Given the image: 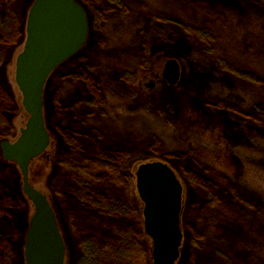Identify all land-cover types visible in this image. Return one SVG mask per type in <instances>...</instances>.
I'll return each instance as SVG.
<instances>
[{"label":"trees","instance_id":"obj_1","mask_svg":"<svg viewBox=\"0 0 264 264\" xmlns=\"http://www.w3.org/2000/svg\"><path fill=\"white\" fill-rule=\"evenodd\" d=\"M25 1L0 0V60L16 37ZM80 1L89 10L101 13L118 8L116 6L122 2ZM229 1L259 16V23L246 22L242 44L241 40L237 45L231 41V32H235L230 24L223 22L225 18L221 15L222 11L216 10L221 5H228ZM197 2L202 3L206 11L214 9L216 12L213 11L211 18L202 15L196 23L187 22L181 16H173L175 22H172V26L161 29L163 37L155 35L149 41L145 39L148 26L141 22L136 26V33L141 39L121 48L106 44L104 35L92 30L89 45L81 50L79 58L71 60L74 63L71 71L75 76L70 81L77 84L86 78L91 79L89 94L92 97L88 99L79 91L77 93L69 89V99L65 103H54L50 127L72 151L59 163L54 192L59 200L61 217L68 225L69 237L76 239L78 258L73 264H149V254L140 242L141 217L130 202V184L122 168L138 155L139 150L150 147L151 138L135 143L138 145L127 153L114 148L105 149L102 145L107 141L105 132L114 134L119 129L116 113L113 110V113L109 112L105 107L109 103L108 99L126 101L129 105L133 96L129 87L133 75V69L130 68L146 60L147 53L142 48L148 49L157 43L173 52L178 51L182 44L192 48L193 59L200 63V74L207 76L208 81L213 80L211 84L208 82V86L211 91L215 88L218 95L208 98L202 107L198 105L200 99L196 96L187 98L181 91L175 94L176 106L172 115L175 127L179 132L178 119L187 123L190 139L179 140L176 145L186 148L189 143L193 150V153L182 154L176 162L194 193L185 207L183 223L190 245V264L221 261L254 264L252 250H245V258H242V252L239 254V250H234V246L235 252L232 255L228 253L231 244L225 242L226 226H222V222L229 221L230 217L232 224L241 225L236 213L245 209L247 214L254 216L257 208L264 205V193L249 179L248 168L264 171V137L260 140L261 145L255 140L252 152L249 150L251 143H245L241 134L238 135L237 130L232 128L227 136L224 132V139L220 141L225 149H214L206 146L205 142L216 138L215 130L225 123V118L238 123L255 122L264 130V56L253 51L257 40L261 41L264 37V0H183L182 3L186 6L191 3L197 5ZM122 13L120 11L116 16L120 17ZM142 15L144 20L147 19L145 13ZM213 30L218 33L217 37ZM181 34L184 36L180 37ZM191 36L197 37V41L192 43ZM252 36L255 43L249 40ZM101 59H106L114 69L106 72L105 77L98 69ZM56 79L60 83L63 81L62 76ZM229 79L241 84L232 83ZM60 83H52L51 89L55 95L61 91ZM2 89L0 84V128L7 126V114L14 109ZM185 110H190L191 114L187 115ZM140 112L132 113L129 117L133 137L137 135L134 134L138 118L145 117V113ZM195 125L201 127L200 133L207 135L191 140L190 127ZM195 142L200 144L195 145ZM199 145L205 146V153H198ZM174 155L177 157L178 154ZM160 158L165 159L166 156L161 155ZM4 172L5 168L0 167V264H12V244L16 242L18 230L13 216L22 201L11 194L9 185L2 177ZM197 211L206 215L202 221H196L195 217H199ZM192 215L194 219L191 223L189 216L192 218ZM212 226L215 227L213 232H217V238L212 234ZM220 226L223 231L218 229ZM221 238H225L224 241H220Z\"/></svg>","mask_w":264,"mask_h":264},{"label":"rangeland","instance_id":"obj_2","mask_svg":"<svg viewBox=\"0 0 264 264\" xmlns=\"http://www.w3.org/2000/svg\"><path fill=\"white\" fill-rule=\"evenodd\" d=\"M76 1H78V3L84 8L87 15V39L81 49L72 57L57 66L45 82L43 90V112L45 126L50 135V141L44 153L30 161L28 170L29 183L47 196L48 201L55 212L57 224L66 246L64 264H73L78 258L76 253L77 246L75 237L70 239V235L68 234V225L61 217L59 200L55 196L54 186L57 179L56 175L59 171L60 161L66 156L72 154V151L63 143L60 135H58V133L50 127V115L55 102L59 101L65 103L69 99V89H74L77 93L79 91V93L83 94L84 97L88 99L92 97L91 94H89L91 93L89 88V83L92 81L91 79L86 78L84 82L80 81L77 84H72L70 81L73 79L71 77L75 76V73L71 71L74 67V63H72L71 60L79 58V56L82 55L81 50L87 47L90 43L92 30L102 33L105 37L106 44L111 45L112 47L121 48L125 45L130 46L131 43L138 38L141 39V37L136 33V26L141 24V22L148 26V33L145 35V39L149 41L155 35L163 37L161 29L163 30V28L172 26V22H175L174 18H172L173 16H181L185 20H188L187 22L196 23L202 15L206 17L208 15V18H211L214 15L213 13L216 12L214 9L206 11V9H203L206 7L199 2H197V5L191 3L185 6L182 3L183 0H138V2L135 0H122L121 4L116 6L119 9L114 8L111 11L101 13L98 10H89L80 0ZM32 2L33 0L25 1L24 11L18 25L16 37L11 41L8 49H5L6 51L3 58L0 60V84L3 88L2 92H4V95L8 98L9 103L14 108L7 114V126L0 128V142L3 140L11 142L15 141L19 136L20 128L24 127L29 117L21 105L22 97L15 83L14 75L15 59L17 54L23 48L26 17ZM209 5L212 6L213 4L210 3ZM216 10L222 11L221 15L225 16H223V18H225L223 22L227 25L230 24L233 32H235V34L231 32L232 35L230 39L236 45L240 40L241 44L243 42V38L245 37L244 31L246 22L253 24H256L257 22L259 23L258 15L256 17L254 12L244 10V8L236 2L229 1L228 5H221V7ZM120 11L123 12V15H120V17L116 16V14ZM144 13L147 15V19L145 20V17L142 15ZM214 33L217 37L218 33L216 31H214ZM182 36L184 35L181 34L180 37ZM190 39L192 43L193 41H197V37L194 36H191ZM250 39L253 43H255L253 36L249 38V40ZM262 39L263 40L261 41L257 40L256 45L253 47V51L258 55L263 54L264 56V37ZM244 45L245 43H243V46L240 45V47L242 46V49H244ZM164 47L165 46L160 45V43H157L151 45L148 49L142 48V51L147 53L146 60L130 68L133 69L131 71L133 75L129 82V87L133 92V96L129 105L126 101L119 102V100L115 98L113 100L111 99L112 101L108 99L109 103L106 104L105 107L109 112H112L113 110L116 113L119 129L115 131L114 134L105 132L107 143L104 142L102 147L110 150L114 148L127 153L129 151L131 152L133 148L138 145L135 143L142 142V140L146 138H151V141L149 142L150 147L139 150L138 155L134 156L132 160L126 162L122 168L123 175L128 179L130 184V202L141 217L142 235L140 242L142 246L146 248L149 254V264H151V240L144 234L143 231L141 215L143 204L140 201L135 189L134 172L137 165L142 162L160 160L167 163L175 171L183 187L182 210L180 215L182 241L179 257L175 264H190V245L187 240L186 227H184L183 223L186 213L185 207L189 203V199L191 200V198L194 197V193L192 192L190 184L186 181V178L183 176V173L180 171V167L176 164V162L182 154L184 156L188 153H193V150H191L189 143L186 148L177 147L176 145L179 140L186 138V140L189 141L190 139L187 134L189 127L186 128L187 123L183 120L178 119L177 129H179V132L176 130V122L172 117L176 106L175 94L176 91H181L184 94V97L186 96L189 98L191 95L196 96L197 99H200L198 105L202 107H204V104L207 103L208 98H216L218 95L215 88L211 91L210 86H208V82L211 84L213 80L208 81L209 78H207V76L203 77L200 74V63L193 59L192 48L188 47L187 44H182L178 51L173 52ZM169 58L176 59L180 66V77L174 86L169 85L162 77L164 63ZM98 62L100 64L98 69H100L101 75L104 77L106 72L108 73L114 70L110 67V63L106 59H101ZM57 76H62L63 81H61V83L56 79ZM77 77L79 76L77 75ZM82 78L83 77H81V79ZM229 80L237 85L241 84L235 79ZM54 81L55 83H60L61 85V91H59L57 95H55L54 91L51 89ZM150 81L153 82V87L151 89L145 86V84ZM140 110L145 113V117L140 116L138 118V124L135 128L134 134L137 135L133 137L130 130V128L133 130V127L131 126L129 117L132 113H141ZM185 112L187 115L191 114L190 110H185ZM127 119L129 120L128 124ZM225 119V123H221L219 125V129L215 130L216 138L214 140L207 139L205 142L206 146H210L214 149H225L221 146L220 141L224 139V132H226L227 136V134L230 133L229 131L231 128L236 129V133L238 135L241 134V138L245 141V143L246 141L251 143V145H249L250 148L248 147L251 152L252 149L254 150L255 148V140L259 143V145H261L260 140L264 137V130L261 127H258L255 122L238 123L236 121H231V119ZM199 127V125L190 127L191 140H196L197 138L207 135L200 133L201 127ZM207 143H209V145H207ZM194 144L198 145L200 142H195ZM197 149L199 154L205 153V146L199 145ZM174 154H178L177 157ZM161 155H165L166 158H160ZM199 160L201 161L202 159ZM0 167H4L6 170V172L2 173V177L4 178V181H6V185H9L8 188H10L9 190L11 194L16 195L22 201L20 208L13 216L16 220L18 230L16 232V242L12 244L13 252H11V263L26 264L23 256V247L26 231L29 226V219L34 213V207L22 191V179L18 166L12 162L5 161L2 158L1 149ZM248 168L250 169L249 179L254 183L256 188L259 189V191L264 193V171H260L258 169L256 170V168L253 167ZM246 212L247 210L243 209L242 211H239V213H236L238 215L236 217L241 222V225L232 224V222H230V217L229 221L226 220L222 222V226H226L225 233L227 235L225 237L230 241H227L225 238H221L220 241H224L225 239L226 243L231 244V247L229 248L231 251L228 252L230 255L235 252L234 250H239V254L242 252V258H245L247 256V251L245 250H252V261L254 264H260V261L264 260V205L257 208L254 216L247 214ZM196 214L199 215V217H195L196 221H202L206 216L200 214L199 211H197ZM209 215L212 214L210 213ZM192 219H194V216L192 215V218L189 216V222L192 223ZM214 228L215 227L212 226V234L215 238H217V232H213ZM218 229L223 231L221 226ZM232 246H234V250ZM213 264L231 263L221 261Z\"/></svg>","mask_w":264,"mask_h":264},{"label":"water","instance_id":"obj_3","mask_svg":"<svg viewBox=\"0 0 264 264\" xmlns=\"http://www.w3.org/2000/svg\"><path fill=\"white\" fill-rule=\"evenodd\" d=\"M87 33V15L76 0H33L29 7L14 75L21 105L29 117L15 141L0 142L2 158L18 166L22 191L34 207L23 247L26 264L65 262L66 246L55 212L47 196L29 183L28 170L30 161L43 154L50 141L43 112L45 82L57 66L81 49ZM162 77L171 86L178 82L180 66L176 59L165 61ZM145 86L151 89L153 82ZM134 176L143 204V231L151 240V264H175L182 241V184L175 171L160 160L138 164Z\"/></svg>","mask_w":264,"mask_h":264}]
</instances>
